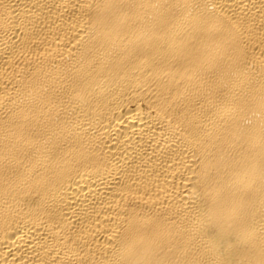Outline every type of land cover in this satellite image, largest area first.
Wrapping results in <instances>:
<instances>
[{
    "label": "bare ground",
    "instance_id": "6f19581e",
    "mask_svg": "<svg viewBox=\"0 0 264 264\" xmlns=\"http://www.w3.org/2000/svg\"><path fill=\"white\" fill-rule=\"evenodd\" d=\"M0 264H264V0H0Z\"/></svg>",
    "mask_w": 264,
    "mask_h": 264
}]
</instances>
